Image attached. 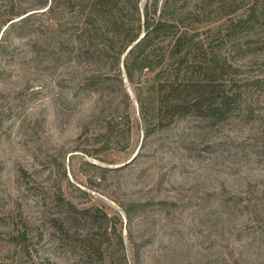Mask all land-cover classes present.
<instances>
[{
	"label": "rangeland",
	"instance_id": "obj_1",
	"mask_svg": "<svg viewBox=\"0 0 264 264\" xmlns=\"http://www.w3.org/2000/svg\"><path fill=\"white\" fill-rule=\"evenodd\" d=\"M9 1L37 0H0V264H121L89 208L122 231L128 264H264V0H157L176 32L154 38V65H129L130 79L127 53L87 56L77 8L56 2L9 27ZM153 2L140 0L141 20ZM180 33L233 67L232 111L147 137L140 102L156 98Z\"/></svg>",
	"mask_w": 264,
	"mask_h": 264
},
{
	"label": "trees",
	"instance_id": "obj_2",
	"mask_svg": "<svg viewBox=\"0 0 264 264\" xmlns=\"http://www.w3.org/2000/svg\"><path fill=\"white\" fill-rule=\"evenodd\" d=\"M51 1L52 4L49 5L50 0H37L30 2L28 7L9 1L11 2L9 27L15 23L13 21L16 19H20L19 22L22 23L27 22V18L33 15L30 14L33 11L50 10L56 2L64 3V7L77 8L81 19L71 24L70 29L79 31L87 56L93 57L96 54L108 56L112 53L115 63L119 64L122 55L127 53L130 57L125 63V69L129 79L133 77V70L129 65H137L139 72L152 68L151 66L154 65L150 54H145L152 46L154 38L161 35L170 37L176 32V24L164 19L163 15L156 17L157 0L153 2L152 11H146L143 20L138 8L140 0ZM142 32H144L143 37H141ZM70 44L69 38L61 42L62 50ZM199 45L200 43L193 44L186 35L181 33L175 40L172 38L165 60H160L161 70L157 74L156 98L153 97L150 104L147 100L140 102L147 137L152 134V131L156 132L168 127L176 119L193 116L210 126H217L225 122L231 113L233 100L226 92L225 82L227 72L233 71V67L228 63L221 64ZM96 83L87 87L98 88L101 85ZM102 118H104L103 113L100 115V119ZM122 120L126 128L124 131L129 135L131 130L127 123L128 118H126L127 122L124 117ZM112 122L106 121V128L112 130ZM107 136L109 141L111 138H116V133H107ZM230 199L233 198L227 199L226 202ZM138 208L143 210L145 205L137 204ZM79 211V213L82 212L81 214L94 211V220L101 223L106 221L104 231L110 239L117 238L120 263L128 264L122 231L117 232L116 227L109 223L107 215L97 213V209L89 208ZM96 250L101 257L100 260H103L102 251L99 248Z\"/></svg>",
	"mask_w": 264,
	"mask_h": 264
}]
</instances>
